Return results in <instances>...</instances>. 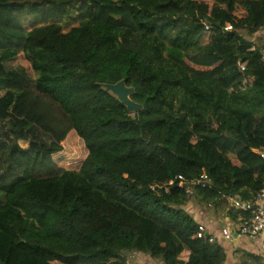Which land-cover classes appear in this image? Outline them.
I'll list each match as a JSON object with an SVG mask.
<instances>
[{
  "label": "trees",
  "instance_id": "16d2710c",
  "mask_svg": "<svg viewBox=\"0 0 264 264\" xmlns=\"http://www.w3.org/2000/svg\"><path fill=\"white\" fill-rule=\"evenodd\" d=\"M263 29L264 0H0V264H225L185 206L264 188ZM71 131L75 171L53 160Z\"/></svg>",
  "mask_w": 264,
  "mask_h": 264
},
{
  "label": "built area",
  "instance_id": "2783aa9c",
  "mask_svg": "<svg viewBox=\"0 0 264 264\" xmlns=\"http://www.w3.org/2000/svg\"><path fill=\"white\" fill-rule=\"evenodd\" d=\"M225 31H231L232 27L226 25ZM205 31H209V26H205ZM262 62L264 63V55L262 56ZM245 66L240 65V71H244ZM261 160L264 161V145L261 149H253ZM211 181L205 172H202L197 178L187 181L182 175L175 176L168 183L163 185L155 184L151 187L152 190L157 188H166L175 185L178 188H184L185 193L192 196L195 188H205L210 186ZM230 203V207L238 212L237 222L232 226L225 225L220 230L219 237L206 234V229L203 225L199 224L196 237L198 239L207 240L209 243H216L217 241H231L234 238L248 237V238H264V188L259 190L252 200H243L239 197H227ZM211 206L210 204H208ZM246 213V216L243 214ZM264 248V239L262 243Z\"/></svg>",
  "mask_w": 264,
  "mask_h": 264
},
{
  "label": "crops",
  "instance_id": "0c3cea01",
  "mask_svg": "<svg viewBox=\"0 0 264 264\" xmlns=\"http://www.w3.org/2000/svg\"><path fill=\"white\" fill-rule=\"evenodd\" d=\"M228 200V199H227ZM199 201V200H197ZM229 202V200H228ZM202 204V202L200 201ZM230 207V203H229ZM185 210L198 222V224H201L206 229V234L208 235H214L216 237H219L220 230L225 225L227 226L234 224L237 222V218H231L228 216V214H225L227 212H215L209 209H206L205 207H202L199 204H195L194 200H191L188 202V204L185 207ZM263 237H257V238H248V237H240V238H234L231 241H222L219 239V243L222 244L225 252H226V262L225 264H242V258L247 259L248 257L245 256L252 254L262 257V260L264 262V248H262L263 243ZM140 255H132L129 259V261L132 264H144V260L139 258ZM247 261H249L247 259Z\"/></svg>",
  "mask_w": 264,
  "mask_h": 264
},
{
  "label": "rangeland",
  "instance_id": "374dc122",
  "mask_svg": "<svg viewBox=\"0 0 264 264\" xmlns=\"http://www.w3.org/2000/svg\"><path fill=\"white\" fill-rule=\"evenodd\" d=\"M56 22L60 23L65 31H68L71 27H74L78 24V19L69 18V17H61ZM207 36L208 35L206 34L205 35V42H206ZM263 39H264V29L262 31H260V33L257 34V36L255 38H252L249 40L253 41L257 45H260L262 43ZM17 65L22 66L19 62H17ZM13 66H15V64H13ZM31 137H32V135L28 136L29 139H31ZM21 145L23 147H27L28 144L27 143H21ZM62 145H63V150L60 153L53 156L54 163L58 167L66 169V170H73V171L78 170L81 163L85 159V156L87 153L82 140L79 139V137L75 134L74 131H71L68 134L66 140L62 143ZM191 200H194L195 204H199L202 207H205L206 209H209V210H212L215 212H218V211L219 212H222V211L227 212L229 209V203L227 205L219 208V209H215L213 205L209 206V205H206L204 203L201 204L200 201H197L195 199H191ZM191 200H189V201H191ZM225 214H227V213H225ZM132 255H136V254H131L130 257ZM142 258L144 260V264H160L158 261L150 260L146 256H142ZM245 261H246V259L242 258L241 263L244 264Z\"/></svg>",
  "mask_w": 264,
  "mask_h": 264
},
{
  "label": "water",
  "instance_id": "95a60500",
  "mask_svg": "<svg viewBox=\"0 0 264 264\" xmlns=\"http://www.w3.org/2000/svg\"><path fill=\"white\" fill-rule=\"evenodd\" d=\"M102 87L105 92L115 96L125 106L128 113H134L142 109V105L131 100L130 97L134 93V88L126 86L124 80H120L115 84H102Z\"/></svg>",
  "mask_w": 264,
  "mask_h": 264
}]
</instances>
